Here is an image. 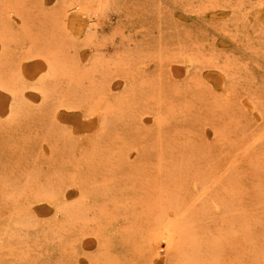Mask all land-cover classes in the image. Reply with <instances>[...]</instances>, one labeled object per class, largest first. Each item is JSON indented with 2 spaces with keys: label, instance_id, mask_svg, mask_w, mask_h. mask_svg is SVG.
Masks as SVG:
<instances>
[{
  "label": "rangeland",
  "instance_id": "374dc122",
  "mask_svg": "<svg viewBox=\"0 0 264 264\" xmlns=\"http://www.w3.org/2000/svg\"><path fill=\"white\" fill-rule=\"evenodd\" d=\"M0 264H264V0H0Z\"/></svg>",
  "mask_w": 264,
  "mask_h": 264
},
{
  "label": "bare ground",
  "instance_id": "6f19581e",
  "mask_svg": "<svg viewBox=\"0 0 264 264\" xmlns=\"http://www.w3.org/2000/svg\"><path fill=\"white\" fill-rule=\"evenodd\" d=\"M82 11H84V10H82ZM88 11V10H87ZM78 18H80V17H82V16H78V15H76ZM76 17V18H77ZM73 16L71 17V20L73 21ZM76 18H74V21H75V19ZM70 19V18H69ZM68 19V20H69ZM81 20H82V18H80ZM80 19H76L77 20V22H78V24H80V22H82ZM70 20V21H71ZM80 22H79V21ZM70 21H69V23H70ZM71 21V22H72ZM85 21V20H84ZM73 23V22H72ZM72 23H70V25L72 26V25H74V23L72 24ZM83 23V22H82ZM67 25H69V24H67ZM70 26V27H71ZM81 26H84V24H80V27ZM66 27V26H65ZM72 29H70V30H73V28L74 27H71ZM77 28H79V27H77ZM75 29V30H78V29ZM80 30H81V28H79ZM80 32H82V31H79L78 30V33L76 32V34L77 35H79V33ZM73 33H74V31H73ZM84 126V125H83ZM161 222L160 223H158V227H157V225H156V227L157 228H154V229H156L155 231H154V236L153 237H155V239L156 240H158L159 241V247H162V246H164L163 244H165V245H168V246H170V245H172L173 244V242H174V237L176 236L175 235V229H176V222H175V220H170V219H162V220H160ZM153 231V230H152ZM152 234V233H151ZM175 235V236H174ZM153 240V239H152ZM157 243V242H156Z\"/></svg>",
  "mask_w": 264,
  "mask_h": 264
}]
</instances>
